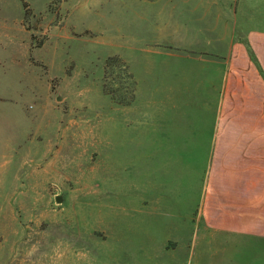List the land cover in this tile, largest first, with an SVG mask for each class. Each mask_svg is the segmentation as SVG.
Listing matches in <instances>:
<instances>
[{
  "label": "rangeland",
  "instance_id": "1",
  "mask_svg": "<svg viewBox=\"0 0 264 264\" xmlns=\"http://www.w3.org/2000/svg\"><path fill=\"white\" fill-rule=\"evenodd\" d=\"M147 14L132 0H0V37L31 35L44 58L26 123L0 132V264H264V236L191 218L203 159L149 139L163 133L159 110L129 113L123 56L153 34Z\"/></svg>",
  "mask_w": 264,
  "mask_h": 264
},
{
  "label": "crops",
  "instance_id": "2",
  "mask_svg": "<svg viewBox=\"0 0 264 264\" xmlns=\"http://www.w3.org/2000/svg\"><path fill=\"white\" fill-rule=\"evenodd\" d=\"M132 2L148 13L153 34L138 44L134 37L135 54L123 56L137 82L129 113L159 110L163 133L149 139L181 141L203 159L192 171L200 191L192 219L221 233L264 236V0ZM25 38L0 37V132L7 135L11 124L26 123L28 91L38 71L43 76L44 58L32 55L43 46Z\"/></svg>",
  "mask_w": 264,
  "mask_h": 264
},
{
  "label": "water",
  "instance_id": "3",
  "mask_svg": "<svg viewBox=\"0 0 264 264\" xmlns=\"http://www.w3.org/2000/svg\"><path fill=\"white\" fill-rule=\"evenodd\" d=\"M61 197L60 196H57V201L60 202L61 201Z\"/></svg>",
  "mask_w": 264,
  "mask_h": 264
}]
</instances>
